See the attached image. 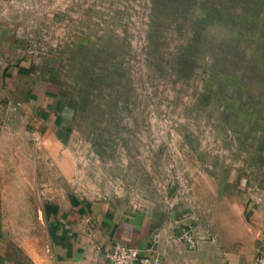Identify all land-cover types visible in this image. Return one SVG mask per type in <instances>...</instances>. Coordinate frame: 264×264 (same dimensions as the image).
<instances>
[{
    "label": "rangeland",
    "instance_id": "rangeland-1",
    "mask_svg": "<svg viewBox=\"0 0 264 264\" xmlns=\"http://www.w3.org/2000/svg\"><path fill=\"white\" fill-rule=\"evenodd\" d=\"M0 33L55 91L66 139L37 137L0 94V254H103L97 223H51L70 201L264 249V0H0Z\"/></svg>",
    "mask_w": 264,
    "mask_h": 264
},
{
    "label": "crops",
    "instance_id": "crops-1",
    "mask_svg": "<svg viewBox=\"0 0 264 264\" xmlns=\"http://www.w3.org/2000/svg\"><path fill=\"white\" fill-rule=\"evenodd\" d=\"M1 35L0 33V94L8 97L9 114L25 120L28 129L37 137L42 136L43 139L49 140L58 138L65 142V137L60 136L63 133V126L55 91L49 87V83L31 73L28 60L19 59L18 49L4 44ZM71 207V201L57 211L51 206L48 210L51 223L59 224L63 221L66 223V228H73V232L80 228L85 229L90 221L97 223L95 227L90 224L93 227L92 237L97 238L99 248L104 247L105 251L103 254L97 253L98 248L95 249L93 244L86 241L78 245L74 243L67 245L66 256L68 255L67 257L76 264H106L105 255L117 242L138 247L148 255L151 254L152 264H155L156 260L159 264H254V258L259 252L258 250L252 255L253 243L249 237L241 255L236 256L231 250L232 243L226 239L218 242L216 238L204 237L197 239L199 240L197 244H188L178 237L172 238L166 235L167 230L152 231L147 220L141 223L131 220L128 222L102 220L99 211L93 213L82 206L74 209ZM155 228L157 226L153 227ZM74 236L77 238L76 234ZM11 244L7 243L4 253L0 254V264H19V260L20 264H23L24 256L30 258L31 264H37V260L20 246L15 244L14 249L10 250ZM196 245L198 248L194 250L190 247L195 248ZM201 249L204 250L203 253ZM6 258L10 261L5 262Z\"/></svg>",
    "mask_w": 264,
    "mask_h": 264
},
{
    "label": "built area",
    "instance_id": "built-area-1",
    "mask_svg": "<svg viewBox=\"0 0 264 264\" xmlns=\"http://www.w3.org/2000/svg\"><path fill=\"white\" fill-rule=\"evenodd\" d=\"M150 259L151 254L148 255L138 247L121 242L114 243L112 249L105 255L106 264H152ZM155 264H159L158 260ZM254 264H264V249L255 256Z\"/></svg>",
    "mask_w": 264,
    "mask_h": 264
},
{
    "label": "trees",
    "instance_id": "trees-1",
    "mask_svg": "<svg viewBox=\"0 0 264 264\" xmlns=\"http://www.w3.org/2000/svg\"><path fill=\"white\" fill-rule=\"evenodd\" d=\"M58 108H59V105H58ZM12 248L14 249V245H13V244L11 245L10 250H11ZM9 261H10V260L6 258V261H5V262H9ZM18 263L20 264L21 261L19 260ZM31 263H32V262H31L30 258H29L28 256H24L23 264H31ZM1 264H2V263H1ZM4 264H5V263H4Z\"/></svg>",
    "mask_w": 264,
    "mask_h": 264
}]
</instances>
